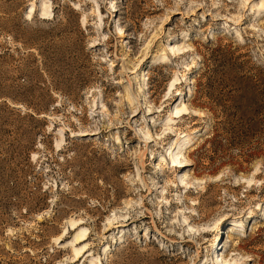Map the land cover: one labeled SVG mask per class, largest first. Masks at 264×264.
<instances>
[{
	"label": "rangeland",
	"instance_id": "rangeland-1",
	"mask_svg": "<svg viewBox=\"0 0 264 264\" xmlns=\"http://www.w3.org/2000/svg\"><path fill=\"white\" fill-rule=\"evenodd\" d=\"M255 85L264 0H0V264H264Z\"/></svg>",
	"mask_w": 264,
	"mask_h": 264
},
{
	"label": "bare ground",
	"instance_id": "bare-ground-1",
	"mask_svg": "<svg viewBox=\"0 0 264 264\" xmlns=\"http://www.w3.org/2000/svg\"><path fill=\"white\" fill-rule=\"evenodd\" d=\"M38 3L40 5L39 18L42 19V20H49V19H51V17H52L51 6L48 3H46V2H38ZM28 7H29L28 8V12L25 14V18L26 19H29L34 14V4L33 3H30L28 5ZM81 22H83V19L81 20ZM170 50L172 51L173 48H171ZM146 75H144V71H143V76H146ZM195 112L196 111H194V113ZM185 113H186V109L176 107L175 110L172 112V115L174 116L172 118L173 119L174 118L180 119V118H182L185 115ZM79 135L86 136L88 134L87 133H80ZM55 146L57 147L58 144L56 143ZM175 161L177 162L178 167L183 166V164H182L183 162L182 161H178L177 159H175ZM158 169L161 170L160 167ZM234 222L235 223H232V224L237 225V223H239L237 226H241V227L243 226L241 224V221H234ZM70 226H71V230H74L75 231V230L79 229L80 224H77V222H74V223H71ZM237 228H239V227H237ZM87 240H88V235L86 233V230L81 229L79 231V233H77V235L75 236L74 242L76 243V246H78V245H80L81 243H83V242H85ZM219 243H218V245H219ZM85 249H86V245L84 244L83 247H81L80 249L74 250L73 263L80 262V260H82V259H84V261H86V260L89 261V263L91 262V259H90V258H92L91 257V254H89L88 251H85ZM218 256H217V258H218Z\"/></svg>",
	"mask_w": 264,
	"mask_h": 264
},
{
	"label": "trees",
	"instance_id": "trees-1",
	"mask_svg": "<svg viewBox=\"0 0 264 264\" xmlns=\"http://www.w3.org/2000/svg\"><path fill=\"white\" fill-rule=\"evenodd\" d=\"M246 90L252 96V100H250L249 105L253 108L252 117L248 120L246 125L249 126L251 130L256 131L258 128L257 116L261 115L262 112H264V104L263 100L259 98L261 97V94H259L256 85L250 86Z\"/></svg>",
	"mask_w": 264,
	"mask_h": 264
}]
</instances>
